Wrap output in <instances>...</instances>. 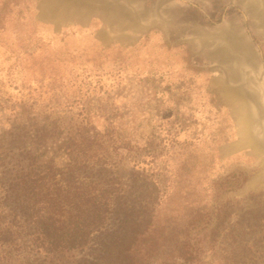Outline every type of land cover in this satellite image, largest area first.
Instances as JSON below:
<instances>
[{"label": "rangeland", "instance_id": "rangeland-1", "mask_svg": "<svg viewBox=\"0 0 264 264\" xmlns=\"http://www.w3.org/2000/svg\"><path fill=\"white\" fill-rule=\"evenodd\" d=\"M108 127L114 210L132 171L156 202L144 264H264V0H0V184Z\"/></svg>", "mask_w": 264, "mask_h": 264}, {"label": "trees", "instance_id": "trees-1", "mask_svg": "<svg viewBox=\"0 0 264 264\" xmlns=\"http://www.w3.org/2000/svg\"><path fill=\"white\" fill-rule=\"evenodd\" d=\"M74 139L66 135L58 146L65 158L61 167L52 158L38 161L29 150L17 154L16 169L7 173V184H0V264H11L3 256L14 251L28 252L24 264H63L77 236L88 238L92 233L97 235L96 261L81 264H144L138 244L152 230L156 204L145 197L148 187L132 171V191L123 192L125 199L114 210V194L123 189L109 161L117 156L119 138L108 127L83 147L69 145ZM128 159L138 169L137 155L129 154ZM113 213L115 224L104 228L107 215ZM190 256L186 252L183 259Z\"/></svg>", "mask_w": 264, "mask_h": 264}]
</instances>
